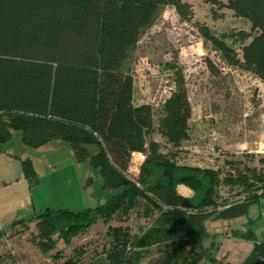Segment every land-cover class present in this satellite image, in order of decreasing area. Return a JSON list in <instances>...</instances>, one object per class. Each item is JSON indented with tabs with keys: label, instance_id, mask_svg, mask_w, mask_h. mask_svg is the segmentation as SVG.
Segmentation results:
<instances>
[{
	"label": "trees",
	"instance_id": "16d2710c",
	"mask_svg": "<svg viewBox=\"0 0 264 264\" xmlns=\"http://www.w3.org/2000/svg\"><path fill=\"white\" fill-rule=\"evenodd\" d=\"M167 5L190 19L183 0H0V145L13 131L32 148L65 141L78 159H87L98 169L103 188L110 193L95 208H45L34 216L37 246L44 254L54 247L56 237L69 241L99 219L108 223L116 213L129 211L138 199L158 211L155 225L129 247L124 245L128 236L120 242L118 227H111L118 245L107 250L110 264L129 263L128 249L181 239L184 234L201 237L203 223L212 216L238 218L264 199V171L256 167L235 169L224 178L230 187L247 193L242 200L216 202L211 172L176 162L173 149L189 115L183 80L164 110L158 131L172 146L164 152L151 138L155 131L152 107L134 103L133 80L126 68L140 34ZM219 7L245 18L250 31L217 37L199 25L200 34L227 65L250 72L264 83V0H227ZM225 39L242 45L241 57ZM91 146L97 148L93 153ZM134 152L145 157L136 181L128 177ZM21 167L34 184L37 175L31 160H21ZM185 186L195 195H178ZM243 238L252 236L247 233ZM263 255L264 241L255 242L240 264H259ZM200 257L195 251L189 264H197Z\"/></svg>",
	"mask_w": 264,
	"mask_h": 264
},
{
	"label": "rangeland",
	"instance_id": "374dc122",
	"mask_svg": "<svg viewBox=\"0 0 264 264\" xmlns=\"http://www.w3.org/2000/svg\"><path fill=\"white\" fill-rule=\"evenodd\" d=\"M183 1L190 9V19L182 18L173 6L163 7L142 31L131 52L126 69L133 80L134 103L151 105L155 127L151 138L165 152L172 144L158 131L164 110L178 91L179 80H183L189 115L179 144L173 149L175 160L180 166L211 172L216 202L240 201L247 193L230 187L224 178L235 169L256 167L264 171V83L250 72L227 65L203 39L198 26H207L219 37L231 31H250V23L219 7L227 0ZM225 42L241 57L242 45L229 39ZM66 148L59 147L60 153L45 163L42 157L32 154L30 160L37 175L33 185L41 186L47 203L56 201L71 211L104 204L110 193L103 188L98 169L87 159H78L73 151L70 154L68 145ZM96 150L95 146L89 148L90 153ZM144 159L142 153H132L128 165L132 180H137ZM48 164L54 167L53 172L48 171ZM259 201L238 218L212 216L203 223L205 234L201 237L184 234L181 239L128 249L127 264H189L195 251L201 254L197 264H240L255 242L264 241V199ZM157 214V210L138 199L129 211L112 216L107 227H101L99 219L94 228L83 233L81 240L75 237L70 246V241L56 237L55 246L47 255L35 247L33 227H28L16 238L0 239V264H107V250L118 245V237L122 242L121 238L127 235L129 241L124 245L129 247L137 236L155 225ZM111 227H118L117 239L113 238ZM247 233L252 238H243Z\"/></svg>",
	"mask_w": 264,
	"mask_h": 264
},
{
	"label": "crops",
	"instance_id": "0c3cea01",
	"mask_svg": "<svg viewBox=\"0 0 264 264\" xmlns=\"http://www.w3.org/2000/svg\"><path fill=\"white\" fill-rule=\"evenodd\" d=\"M66 145H68V143L66 144L65 141L52 140L36 148H32L22 142L18 131H13L9 140L0 145V239L5 237H9V239L16 238L19 234L23 233L22 230L33 227V234H35L33 240H35L36 243L35 247L39 249L37 246L36 220H34V216L45 208L54 209L65 207H61L64 204L56 203V201H53V205L47 203L45 197L41 195V186L31 184L24 176L21 160L24 158L31 159L33 154L42 157V162L45 163L48 158L53 159L60 153L58 150L59 147L66 148ZM69 151L71 154V148ZM48 166V171L53 172L54 167L50 164H48ZM19 221L24 222L14 225L15 222ZM97 221L95 223H97ZM95 223L88 227L83 233L86 235L89 229L95 227ZM108 225L109 223H104L102 221L100 226L104 228ZM83 233L71 237L69 240L70 243L69 241L65 242H68L70 246L71 241L75 237L79 236L77 240H81ZM52 249L45 254L42 253L40 249L39 251L41 254L47 255L51 253ZM105 260V263L110 264L106 256Z\"/></svg>",
	"mask_w": 264,
	"mask_h": 264
},
{
	"label": "clouds",
	"instance_id": "9594fccd",
	"mask_svg": "<svg viewBox=\"0 0 264 264\" xmlns=\"http://www.w3.org/2000/svg\"><path fill=\"white\" fill-rule=\"evenodd\" d=\"M178 195H181L183 198H190L195 195V191L191 189L188 186H185V191L184 192H177Z\"/></svg>",
	"mask_w": 264,
	"mask_h": 264
},
{
	"label": "built area",
	"instance_id": "2783aa9c",
	"mask_svg": "<svg viewBox=\"0 0 264 264\" xmlns=\"http://www.w3.org/2000/svg\"><path fill=\"white\" fill-rule=\"evenodd\" d=\"M259 264H264V255L260 257Z\"/></svg>",
	"mask_w": 264,
	"mask_h": 264
}]
</instances>
